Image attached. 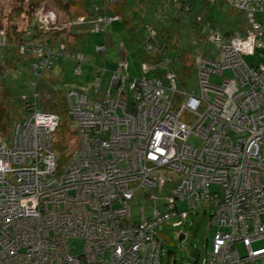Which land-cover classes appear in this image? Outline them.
<instances>
[{"label":"built area","instance_id":"obj_1","mask_svg":"<svg viewBox=\"0 0 264 264\" xmlns=\"http://www.w3.org/2000/svg\"><path fill=\"white\" fill-rule=\"evenodd\" d=\"M228 1L248 28L214 33L218 52L196 60L200 94L181 91L174 74L149 77L145 65L132 78L121 62L106 91L99 78L94 97L69 92L79 146L63 165L56 115L35 107L11 148L0 139V264H162L158 229L208 209L217 231L205 264H264V0ZM46 6L37 16L49 28L57 16ZM35 53V69L52 65L44 48ZM67 56L79 75L83 57ZM137 197L155 210L134 216Z\"/></svg>","mask_w":264,"mask_h":264},{"label":"rangeland","instance_id":"obj_2","mask_svg":"<svg viewBox=\"0 0 264 264\" xmlns=\"http://www.w3.org/2000/svg\"><path fill=\"white\" fill-rule=\"evenodd\" d=\"M33 8H35L34 0H0V37L6 34L9 37L11 36V45L13 46L8 51L4 50L0 52V80L3 79L6 84L11 83L9 88L13 96V100L11 101V106L13 107L12 115L15 120H19L15 125H10L7 133L4 134V142L2 141V143L7 148L12 147L16 125L24 121V116L29 115L25 102L19 100L22 93L30 94L32 90L29 85L30 78L24 73L26 69L27 71L30 70L28 68L29 64L16 70L12 65L17 63L11 62L10 59L13 60L19 57L20 65L24 63V57L17 50L19 44L17 40L20 34L23 35L24 33L27 35V32L31 34L35 30L38 31L35 27ZM44 17L42 21H50L49 15ZM207 17H209L215 28L221 29L223 34L240 31L244 35L248 28L245 15L223 0H218V4L208 12ZM256 18L259 22L264 23V14H258ZM63 19L67 20L68 18L64 17ZM53 22L55 23V27L59 28L60 19L57 18V21L54 19ZM172 22L173 20L171 19L169 23L171 24ZM189 22V20L188 22H178L179 25H175L170 32L167 41L169 47L168 59L172 60L170 66H167L166 62L156 63L147 58L142 50V46L138 42H133L123 28L116 26L117 24L112 25L107 34L104 35L97 34L93 26L86 23L83 27L73 30L74 34L84 33V37L78 46V50L85 55L83 76H75V66L71 60L61 59L45 74L41 82L55 86L59 91H63L65 97L71 90L83 93V90L86 88L88 95L94 97L89 91L91 86L94 85L95 78H102L103 69H107L103 84V91H106L109 87L111 71L115 63L127 59L130 63V73L133 77H141L143 75L141 65L142 63H147L150 66L149 77L156 76L164 79L167 70L174 71L180 79L178 88L188 95H198L200 94L198 71L192 63L197 55L203 54L210 57L218 52L219 47L211 40L212 33L208 28L205 26L195 28ZM65 35L68 37L70 45L76 43V36L73 34V36L70 34ZM100 44L105 45L107 49L106 54H96L95 47ZM7 47L5 43L0 50ZM184 52L189 55L186 57V61L180 57ZM37 59H40V57ZM245 60L248 64L252 65L256 62L257 57H245ZM25 62L29 61L25 60ZM260 62L261 60L257 61V63ZM226 76L229 77L230 73H226ZM212 82L222 83L223 78L214 76ZM5 90L6 88L3 89L0 84V106L2 107L5 106V94H3ZM40 105L41 103L38 99L37 110L40 112L45 111L39 107ZM61 118V125H64L66 128L68 127L69 131L65 134L62 128H60L56 132L54 147L56 150H61L64 147L63 144H65V146L69 145L71 147L70 150H77L79 142L78 135L74 130V121L69 115H64ZM57 141L59 143L58 147H56ZM192 142L196 143V141ZM132 206L134 216L139 215L141 206L146 208V214H151L156 208L152 201H149L145 197H137ZM213 214L214 209H208L206 213L203 210H197L190 214L188 219L179 227H174L170 224L161 226L158 232L163 244L162 264H205L212 251L213 239L217 231V227L211 222ZM181 236L184 238L179 241ZM240 251L242 254L244 253L242 247H240Z\"/></svg>","mask_w":264,"mask_h":264},{"label":"trees","instance_id":"obj_3","mask_svg":"<svg viewBox=\"0 0 264 264\" xmlns=\"http://www.w3.org/2000/svg\"><path fill=\"white\" fill-rule=\"evenodd\" d=\"M223 1L230 4L228 0ZM34 4L35 8H33L32 11L35 18L34 21L36 23L35 27L38 29V31L35 30L31 34L27 32L28 37L24 33L23 35H19V38L17 40L19 42L17 50H19L20 55L24 57V63H21L20 65L19 57L13 60L10 59V61L17 64L19 63L18 65H12V67L16 70L28 64L32 66L30 67L28 65V68H30V70L27 71L26 69V71L24 72L26 75H28V78H30V80H28L29 85L32 88L31 93H22L19 97V100L21 102H25L27 112L30 113L35 107L37 110V100L39 99L41 103L39 107L45 110L41 113L56 115L60 118L64 115H69L67 103V96L69 92L65 97L63 91H59V89L53 85L42 83L41 80L44 78L45 74H47L48 71L53 67V65L61 59L71 60L74 63L76 72L78 65L73 59L67 56L68 54H80L83 57L81 63V73L79 75L75 74V76L77 77L83 76L85 55L80 50H78V46L81 39L84 37V33L82 32L81 34H74V29H79L86 23H89L91 24V26H93L97 34L106 35L111 26L117 24L116 26L123 28L133 42H138L140 46H142V50L147 58H150V60H153L156 63L166 62L168 64L167 66H170L172 64V60L168 59L169 47L167 41L170 32L173 30L175 25L177 26L182 21L188 22L189 20V23L195 28L199 26H205L206 28H208L212 33V37L217 30L221 31V29L215 28L213 26V23L209 20V17H207L208 12H210L211 9L218 4V0H34ZM44 6H46L47 10L54 11L57 18L60 19L59 28L52 25L47 28L40 22L37 13L42 8H44ZM62 17H66L68 19L65 20ZM82 18L85 19V22L83 24H78L79 20ZM102 18L116 20L111 21L110 24L101 23L102 30L97 31L96 25L99 24V19ZM171 19L173 20V22L170 24L169 21ZM231 33L222 34L228 36ZM65 34H73L74 36H76V43L74 45H70L68 43V37ZM0 39L4 40L8 46L6 49L3 48L2 50H0V52L4 50L8 51L9 48L13 47L11 45V36L9 37L7 34L5 36L2 35ZM211 40L213 41L212 38ZM62 47H64L63 52L65 54L59 56V53H61L62 51ZM42 48H44L48 52L49 60L50 62L52 61V65L48 68L37 70L35 69V66L40 64L41 58L37 59L39 58V55L36 54L35 51ZM99 49L103 50L100 51ZM106 51L107 49L104 44L96 45L95 47V52L98 55L106 54ZM188 56L189 55L186 52L180 55V57L184 61H186V57ZM198 57L213 59V56L209 57L203 54L197 55L194 59V62L192 63L197 71L198 67L196 60ZM17 60H19V62H17ZM25 60H28L29 62L26 63ZM121 62L128 63V73L132 78H136L133 77L130 73L131 66L127 59L120 60L115 63V66L111 71V76L116 71ZM144 65L148 67L150 72V66L147 63H142V73L144 74ZM106 73L107 69L104 68L102 78H100L102 79V87L104 84V77L106 76ZM169 73L174 74L177 77L178 85V82L180 81L178 74L174 71L168 70L165 72V74ZM96 79H99V77L95 78L93 82L94 84ZM0 84L2 85L3 89L6 88L3 93L5 94V106H0V138L4 142V134L7 133L10 125H15L19 120H15L12 115L13 107L11 106V101L13 100V96L12 91L9 88L11 83L6 84V82L1 79ZM93 86L94 85L91 86V89L89 91L92 94H94V90H92ZM60 128H62V131L65 132V134L69 131V128H66L64 125H61L58 131L60 130ZM58 145L59 143L57 141L56 147H58ZM63 145L64 147L61 150L55 149L60 155V164L62 165L68 160L69 156L74 151L70 150L71 147L69 145Z\"/></svg>","mask_w":264,"mask_h":264},{"label":"water","instance_id":"obj_4","mask_svg":"<svg viewBox=\"0 0 264 264\" xmlns=\"http://www.w3.org/2000/svg\"><path fill=\"white\" fill-rule=\"evenodd\" d=\"M183 238H184V237H183V236H181V238H180V240H179V241H181Z\"/></svg>","mask_w":264,"mask_h":264},{"label":"crops","instance_id":"obj_5","mask_svg":"<svg viewBox=\"0 0 264 264\" xmlns=\"http://www.w3.org/2000/svg\"><path fill=\"white\" fill-rule=\"evenodd\" d=\"M86 92H88V91H86ZM159 209H161V207H159ZM163 210V207H162V209H161V211Z\"/></svg>","mask_w":264,"mask_h":264}]
</instances>
